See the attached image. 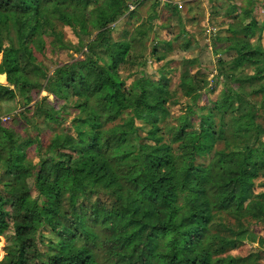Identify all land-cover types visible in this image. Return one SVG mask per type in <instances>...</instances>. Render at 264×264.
Returning <instances> with one entry per match:
<instances>
[{"label": "trees", "instance_id": "obj_1", "mask_svg": "<svg viewBox=\"0 0 264 264\" xmlns=\"http://www.w3.org/2000/svg\"><path fill=\"white\" fill-rule=\"evenodd\" d=\"M98 3L0 0V74L6 82L0 83V101L18 95L25 107L33 100L29 87L61 100L59 109L70 97L78 99L69 126L45 148L38 146L40 159L31 167L22 150L29 140L0 120V173L9 178L0 192V235L6 240L0 264H255L258 250L232 251L246 242L264 246V237L249 229L264 222V191L252 193L250 179L264 172V124L258 120L264 84L250 92L231 76L237 87L222 85L217 98L201 107L197 123L188 104L168 125L161 83L142 73L135 82L138 94L124 89L119 69L133 57L132 33L115 46L109 40L111 24L133 18L135 9L128 0ZM57 25L69 27L77 45L65 42ZM227 30L226 50L246 59L249 47L263 50V24L252 20ZM47 45L81 54L55 67L45 84L31 82L21 60L38 66L34 51ZM241 63L232 60V67ZM217 75L224 77L222 71ZM258 78L244 77L251 85ZM199 82L184 74L180 85H189L197 100L204 87ZM218 141L223 148L208 158ZM22 175L32 176L40 204L18 185ZM38 230L44 249L35 243Z\"/></svg>", "mask_w": 264, "mask_h": 264}, {"label": "rangeland", "instance_id": "obj_2", "mask_svg": "<svg viewBox=\"0 0 264 264\" xmlns=\"http://www.w3.org/2000/svg\"><path fill=\"white\" fill-rule=\"evenodd\" d=\"M101 0H99L100 3ZM131 4L130 10L135 9L133 18L121 17L112 25L110 42L115 46V42L130 32L133 35L131 62L120 66V76L124 80V89L129 96L139 93V86L136 81L142 73L145 77L162 84L165 95L168 99L170 117L166 120L168 125L175 123V118L183 114L188 104L193 105V110L197 115L193 120L199 121V115L204 111L201 107L210 105L217 98L222 85L228 84L237 87V83L231 76H238L246 91H252L260 84H264V32L261 34L262 51L246 50L250 53V58H242L234 49L226 50L224 37L230 35L227 28L246 24L255 20L258 25H264V0H128ZM158 1V5H153ZM98 3V4H99ZM168 4V5H166ZM96 5V4H94ZM172 5L177 6L173 10ZM153 19L149 22V17ZM147 29L145 35H138V29ZM56 30L62 32L66 41L77 45V38L67 26L57 25ZM82 36L83 40L92 38ZM166 42L170 44L167 45ZM255 44V37L251 38V47ZM155 48V51H152ZM75 49L51 50L50 46L40 52L34 51V55L39 62L34 67L21 60L22 70L28 73L27 77L31 82L45 84L47 76L51 75L55 67L67 62L72 56H79ZM130 52V53H131ZM160 55L161 58H158ZM241 55V54H240ZM232 60L242 62L236 67H232ZM1 61V55H0ZM42 67V70L40 69ZM222 71L224 77H219L217 73ZM184 74L192 75L194 79L200 81L204 86L200 91L201 96L195 100L187 84L180 85V80ZM257 74L260 78L255 79L251 85L244 77ZM226 75V77H225ZM193 80L190 83H192ZM0 83L5 84L4 75L0 76ZM188 89V90H187ZM32 95V102L25 107H21L17 100L0 101L1 122L22 138L29 140L23 147L25 153L23 162L30 167L40 159L38 146L45 148L52 138L62 129L70 124V119L77 114L74 106L78 99L70 97L68 106L59 109L62 101L55 99L52 95H46L44 90L37 87H29ZM156 95V93H153ZM257 95V94H256ZM254 95L256 100L259 96ZM70 106V107H69ZM67 111L68 114L65 112ZM258 120L264 124V109H259ZM140 124L141 122H137ZM218 123V118L216 119ZM214 129V127L212 126ZM224 141H218L208 158L214 150L223 148ZM264 144V135L259 139V145ZM208 158L204 159L205 163ZM9 178L0 173V192L2 183ZM252 182V193L264 191V172L259 171V176L250 178ZM18 185L29 189V196L41 203L42 197L38 196L37 190L32 186V176L22 175L18 180ZM251 196V192L249 193ZM8 208V207H7ZM9 209V208H8ZM42 215L45 210L40 209ZM11 219V218H10ZM44 221H48L43 217ZM248 220V217L247 219ZM52 224V223H51ZM58 229H63L58 227ZM249 229L257 235L264 237V222L251 223ZM105 233L104 230L100 231ZM39 230L36 232L35 243L41 249L44 244L40 241ZM4 235H0V259L4 255ZM258 250L259 258L255 264H264V246H260L256 241L246 242L241 247L232 251L233 254L245 255ZM104 257L102 253H99Z\"/></svg>", "mask_w": 264, "mask_h": 264}, {"label": "crops", "instance_id": "obj_3", "mask_svg": "<svg viewBox=\"0 0 264 264\" xmlns=\"http://www.w3.org/2000/svg\"><path fill=\"white\" fill-rule=\"evenodd\" d=\"M2 75H4V74H0V76H2ZM4 81H5V75H4Z\"/></svg>", "mask_w": 264, "mask_h": 264}]
</instances>
